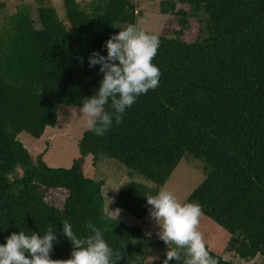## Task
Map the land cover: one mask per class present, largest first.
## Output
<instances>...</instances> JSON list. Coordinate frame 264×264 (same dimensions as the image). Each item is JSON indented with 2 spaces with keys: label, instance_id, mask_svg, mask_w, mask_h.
<instances>
[{
  "label": "trees",
  "instance_id": "obj_1",
  "mask_svg": "<svg viewBox=\"0 0 264 264\" xmlns=\"http://www.w3.org/2000/svg\"><path fill=\"white\" fill-rule=\"evenodd\" d=\"M42 1L38 20L27 7L0 29V245L12 233L43 236L52 226L58 241L51 258L69 259L73 248L61 222L67 219L85 238L91 220L120 253L117 264H148L153 248L168 245L108 214L107 182L85 176L86 160L92 156L96 165L109 158L141 177L117 190L114 206L142 220L150 209L145 197L156 195L190 154L205 162L208 174L184 203L198 202L230 234L225 252L264 264V0H164L161 13H173L180 29L158 36V88L139 96L103 136L87 130L70 168L35 160L18 136L40 139L64 107L81 108L96 95L103 73L99 65L89 67V57L94 51L106 57V41L127 22L137 24V5L63 0L65 22ZM184 3L189 11L177 9ZM191 19L199 37L189 43L182 37ZM105 108L112 111L111 101ZM60 190L68 197L52 203ZM206 248L217 264H234ZM186 258L183 250L169 264Z\"/></svg>",
  "mask_w": 264,
  "mask_h": 264
},
{
  "label": "clouds",
  "instance_id": "obj_2",
  "mask_svg": "<svg viewBox=\"0 0 264 264\" xmlns=\"http://www.w3.org/2000/svg\"><path fill=\"white\" fill-rule=\"evenodd\" d=\"M159 46L158 36L130 24L106 41V57L99 52L91 53L89 67L99 65L103 79L96 95L83 100L80 113L85 118L87 128L96 136L108 132L113 121L120 125L124 113L139 96L158 88L162 73L153 60ZM109 101L112 111L105 108ZM145 198L150 206V217L160 227L159 238L170 249L164 264L181 260V252L172 250L170 244L186 250L187 258L182 264H217L206 248L203 234L198 230L204 214L198 202L181 203L171 191L164 189ZM61 223L62 234L70 240L73 248L69 259L51 258L58 237L53 227L49 226L43 236L35 232L12 233L6 243L0 245V264H117L121 259L120 253L108 245L102 230L91 220L85 224V228L92 235L85 238H78L67 219Z\"/></svg>",
  "mask_w": 264,
  "mask_h": 264
},
{
  "label": "rangeland",
  "instance_id": "obj_3",
  "mask_svg": "<svg viewBox=\"0 0 264 264\" xmlns=\"http://www.w3.org/2000/svg\"><path fill=\"white\" fill-rule=\"evenodd\" d=\"M78 1L83 7H87L91 2V0ZM130 1L137 5L136 26L140 30L150 35L160 36L161 34H167L170 36L172 32L180 29L179 22L173 13H161V3L164 0ZM42 3L55 7L59 17L66 22L63 0H44ZM40 5V0H0V29L2 30L4 27L7 28L9 18L27 7L32 11L34 18L38 20V7ZM177 9L189 11L190 7L185 3L177 4ZM128 25H130L128 22L126 25H122L120 30H123ZM36 26L39 27V23ZM198 37V21L196 19H191L190 25L187 30L184 31L182 39L190 43L196 41ZM64 108L65 109L59 111L57 125L55 127H48L40 139H36L26 132L18 136V139L23 143L35 160H37L39 156H43L46 164L55 168H70L72 166L75 157L79 155L80 139L83 134L89 130L86 126L85 118H83L82 113H80V108ZM126 169L124 165L116 163L109 158H105L95 165L92 156H90L89 159L86 160L84 174L91 179L97 180V178H103L106 180L107 188H104V193L108 196L106 210L111 217L120 219L129 225L140 226L147 236L153 237L156 240H161L158 235L160 227L156 221L150 217V209L142 220L127 215L124 216L121 212L116 211L114 201L119 191L118 189L124 184L127 185L132 181H143L138 175H134V177L129 175ZM207 174L208 171L205 162L202 161V159H197L187 154L173 172L171 179L161 189L171 191L178 201L184 203L194 189L204 182ZM17 177H20V172ZM145 182L151 187L154 185L147 181ZM68 195L69 193L66 190H60L51 194L50 201L58 205L63 204ZM198 230L203 234L206 246H208L213 253L219 256L222 255L224 260L231 261L234 264H261L260 257L246 262L241 260L234 253L225 252L230 234L204 215L200 218ZM170 248L183 252V250L173 246ZM169 250V247L165 249L153 248L152 251L146 255L147 263L154 264L165 261L167 259L166 253Z\"/></svg>",
  "mask_w": 264,
  "mask_h": 264
}]
</instances>
